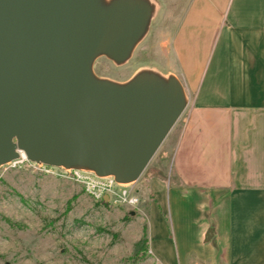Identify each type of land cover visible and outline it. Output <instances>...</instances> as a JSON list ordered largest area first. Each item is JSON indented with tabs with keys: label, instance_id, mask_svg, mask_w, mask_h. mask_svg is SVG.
<instances>
[{
	"label": "water",
	"instance_id": "95a60500",
	"mask_svg": "<svg viewBox=\"0 0 264 264\" xmlns=\"http://www.w3.org/2000/svg\"><path fill=\"white\" fill-rule=\"evenodd\" d=\"M155 10L151 0H0V167L25 156L140 179L188 106L185 87L153 70L116 82L94 63H126Z\"/></svg>",
	"mask_w": 264,
	"mask_h": 264
},
{
	"label": "crops",
	"instance_id": "0c3cea01",
	"mask_svg": "<svg viewBox=\"0 0 264 264\" xmlns=\"http://www.w3.org/2000/svg\"><path fill=\"white\" fill-rule=\"evenodd\" d=\"M167 33L188 106L145 190L174 264H264V0H188Z\"/></svg>",
	"mask_w": 264,
	"mask_h": 264
},
{
	"label": "rangeland",
	"instance_id": "374dc122",
	"mask_svg": "<svg viewBox=\"0 0 264 264\" xmlns=\"http://www.w3.org/2000/svg\"><path fill=\"white\" fill-rule=\"evenodd\" d=\"M151 1L154 17L132 57L121 65L99 57L94 63L97 76L123 83L141 70L171 75L168 71L175 60L168 57L164 45L167 28L181 18L188 0ZM174 128L140 179L131 184L140 197L137 208L95 197L61 169L22 158L1 166L0 264H174L175 241L168 228L170 219L164 218L165 187L157 188L163 196L161 206L152 205L145 190L150 175L169 168L162 156ZM146 225L157 261L142 243ZM137 245L139 253H135Z\"/></svg>",
	"mask_w": 264,
	"mask_h": 264
},
{
	"label": "built area",
	"instance_id": "2783aa9c",
	"mask_svg": "<svg viewBox=\"0 0 264 264\" xmlns=\"http://www.w3.org/2000/svg\"><path fill=\"white\" fill-rule=\"evenodd\" d=\"M56 169H61L66 177L83 184L89 193L99 199L108 196L109 200L114 199L131 208H137L140 204V197L131 185L120 184L113 177H98L93 172L82 170Z\"/></svg>",
	"mask_w": 264,
	"mask_h": 264
},
{
	"label": "trees",
	"instance_id": "16d2710c",
	"mask_svg": "<svg viewBox=\"0 0 264 264\" xmlns=\"http://www.w3.org/2000/svg\"><path fill=\"white\" fill-rule=\"evenodd\" d=\"M145 232H146V238L143 240V244H145L146 248L148 245V237H147V226L145 227ZM139 245L136 246L135 253H139Z\"/></svg>",
	"mask_w": 264,
	"mask_h": 264
},
{
	"label": "bare ground",
	"instance_id": "6f19581e",
	"mask_svg": "<svg viewBox=\"0 0 264 264\" xmlns=\"http://www.w3.org/2000/svg\"><path fill=\"white\" fill-rule=\"evenodd\" d=\"M22 159H23V160H27V159L25 158V156H22ZM125 185H131V184H125Z\"/></svg>",
	"mask_w": 264,
	"mask_h": 264
}]
</instances>
